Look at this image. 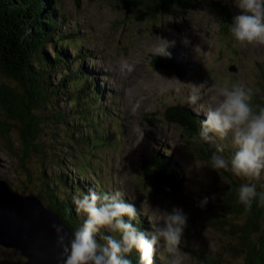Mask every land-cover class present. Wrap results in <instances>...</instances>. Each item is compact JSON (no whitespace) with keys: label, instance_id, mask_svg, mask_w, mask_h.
Wrapping results in <instances>:
<instances>
[{"label":"rangeland","instance_id":"rangeland-1","mask_svg":"<svg viewBox=\"0 0 264 264\" xmlns=\"http://www.w3.org/2000/svg\"><path fill=\"white\" fill-rule=\"evenodd\" d=\"M54 1L58 6L56 15L63 20L61 30L72 32L80 46L69 44L66 51L73 56L78 48L86 55L82 61L78 58L71 61L73 69L80 67L95 79L100 91L96 105L105 106L116 121L106 119L101 123L104 134L93 142L95 147L89 148L87 136L83 135L67 149L72 145L69 136L52 122L55 119L50 113L61 110L69 120L75 117V111L68 102L58 103L60 98L47 103L48 107L40 109L38 114L43 118L47 115L48 121L44 120L41 135L34 141L46 149L48 161L42 167L62 168L72 176L84 169L90 182L92 173L100 168L98 174L109 191L119 190L126 199L138 202L146 231H151L154 223H163L159 219L165 210L181 208L187 221L179 252L174 256L163 244L154 248L153 254L161 264H245L247 252L238 241L242 219L234 218L239 223L234 234L229 217L221 208L227 178L200 157L197 145L186 141L180 126L162 116L164 107L175 103L203 115L201 110L215 102L210 85L240 83L250 87L254 105L257 98H264V45L241 46L229 32V23L239 9L232 0H217L221 10L214 8L215 0H194L147 17L140 6L128 9L125 0ZM163 43H168L166 54H154L155 46ZM46 51L49 52L47 48ZM155 58L176 61V65L167 62L166 66L157 68ZM187 64L194 69L191 71ZM175 72L183 77L179 78ZM52 78L57 81L59 74ZM0 84L12 85V82L0 74ZM193 95L198 96L195 104L189 103ZM0 121L6 122L10 129L7 138H0V178L7 179L13 187L23 186L25 179L17 173L19 163L15 167V159L7 148L9 141L17 150L13 129L18 122L5 116L2 108ZM87 132L90 131L82 130ZM231 151L226 145L223 154L230 156ZM35 152L31 149L28 157L34 173L27 188L32 192L38 187L39 159ZM154 152L179 172L182 182L175 184L180 195L164 184L157 190L147 181L141 163ZM228 172L235 182H245ZM262 183L264 176L257 185ZM204 197L208 198L207 203L198 206ZM214 213L218 216L217 223L212 221ZM260 227L264 229V222H260ZM9 256L10 252L0 247V264H9Z\"/></svg>","mask_w":264,"mask_h":264},{"label":"trees","instance_id":"trees-1","mask_svg":"<svg viewBox=\"0 0 264 264\" xmlns=\"http://www.w3.org/2000/svg\"><path fill=\"white\" fill-rule=\"evenodd\" d=\"M192 1L194 0H125L123 3L128 9L140 6L145 16L154 17L156 12H168L174 6H182ZM213 6L216 10H221L217 0ZM57 7L54 0H0V74L12 82V85L0 84V108L5 116L18 122L17 127L13 129L16 133L17 150L9 141H7V148L8 153L15 159L13 160L15 167L18 161L20 168L17 166V171L20 172L17 173L23 176L25 182L23 186L15 185L14 187L31 191L27 188V183L32 181L34 170L31 163L28 164L30 161L28 157L31 149L35 150L34 155H37L39 159L36 176L38 187L33 192L48 208L58 214L70 230L74 231L82 223V218L75 212L72 203L73 193H87L94 187L97 192H109V190L98 174L100 168L92 173L93 181L90 182L84 169H80L76 176H72L71 173L62 171V168L53 170L51 166L42 167L48 161L46 149H42L34 141L41 135V127L48 116L44 115L43 118V115L38 112L40 109L43 111L56 98L61 100L58 103L68 102L69 107L74 109L75 117L69 120L61 110L50 113L55 119L52 122H56L60 128L62 127L64 134L69 136V142L72 145L67 149L78 143L83 135L87 136L89 148L95 147L93 142H97L98 138L104 134L101 123L106 119L116 120L113 113L105 106L96 105L100 99V91L95 79L81 71L80 67L73 69L71 61L77 58L82 61L86 55L78 48L75 52L77 55L70 56L66 51V46L69 44L79 48L80 46L72 32L61 30L63 20L62 16L56 15ZM46 48L49 52L51 51V54L46 51ZM155 62L157 68H162L173 61L155 58ZM186 66L191 71L194 69L188 64ZM55 73L59 74V78L54 82L52 77ZM256 105L264 106V98H257ZM45 113L47 114V111ZM162 116L168 122L180 126L186 141L196 144L200 157L211 164V152L214 147L193 139V135L199 130V121L205 118L204 115H198L189 107L175 103L164 107ZM85 129L90 132L82 133ZM9 133L8 124L0 121V138H7ZM73 162L77 165V161ZM141 167L147 181L157 190L163 187V183L157 177L160 172L169 173L177 182H182L175 166L165 161L158 152H154L150 158L143 160ZM217 170L228 180L221 197V208L229 217L233 232L239 229V223L234 218L242 219L238 241L247 252L245 264H264V229L261 230L260 227V222H264V205H258L254 201L251 208L245 211L243 205L237 200V189L240 183L235 182L228 171ZM150 171H154V174L150 175ZM78 173L83 176L81 180L78 178ZM257 190L264 191V188L257 185ZM122 198L134 204L137 209V220L131 222L142 231H146L145 218L139 212L138 202ZM212 216L214 223L219 222L216 219L218 218L216 213ZM124 219L128 218L125 216ZM103 231L108 234L107 230ZM255 232L256 237L253 238ZM3 249L10 252L7 259L9 264H22L23 257L17 250L9 247H3ZM138 258L139 254L134 250L131 253L132 264H137ZM152 260L153 264H161L155 258V254Z\"/></svg>","mask_w":264,"mask_h":264},{"label":"clouds","instance_id":"clouds-1","mask_svg":"<svg viewBox=\"0 0 264 264\" xmlns=\"http://www.w3.org/2000/svg\"><path fill=\"white\" fill-rule=\"evenodd\" d=\"M239 12L229 23V32L241 46L264 45V0H232ZM168 43L158 44L154 54H166ZM215 102L204 107V119L193 139L212 145V169H224L245 182L239 184L237 200L248 211L253 202L264 205V191L257 182L264 176V106L254 105L253 89L236 83L209 86ZM198 96L189 98L195 104ZM232 151L223 154L225 146ZM264 188V183L260 184ZM119 190L72 195L75 212L82 223L71 233L53 224L56 243L61 248L62 264H132L131 253L139 254L137 264H153L154 248L164 245L174 256L179 252L187 216L179 207L165 210L151 231H142L131 221L137 220L134 204L126 202ZM207 197L198 206L207 203ZM128 219L125 220L124 217ZM103 230H107L105 234ZM99 237V239H97Z\"/></svg>","mask_w":264,"mask_h":264},{"label":"water","instance_id":"water-1","mask_svg":"<svg viewBox=\"0 0 264 264\" xmlns=\"http://www.w3.org/2000/svg\"><path fill=\"white\" fill-rule=\"evenodd\" d=\"M175 75L183 77L176 72ZM157 177L175 195H180L169 174L160 172ZM53 224L60 225L67 237L71 236L73 231L34 192L13 187L0 178V246L17 250L23 257L22 264H62Z\"/></svg>","mask_w":264,"mask_h":264},{"label":"bare ground","instance_id":"bare-ground-1","mask_svg":"<svg viewBox=\"0 0 264 264\" xmlns=\"http://www.w3.org/2000/svg\"><path fill=\"white\" fill-rule=\"evenodd\" d=\"M62 23H63V22H62ZM159 59H160V58H159ZM171 64H172V65H176L174 61H173V62H171ZM179 64H180V63H179ZM89 141H90V140H89ZM34 165H35V164H34Z\"/></svg>","mask_w":264,"mask_h":264}]
</instances>
